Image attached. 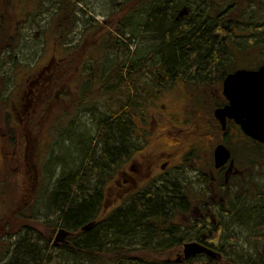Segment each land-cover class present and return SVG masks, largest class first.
<instances>
[{
    "label": "trees",
    "instance_id": "obj_1",
    "mask_svg": "<svg viewBox=\"0 0 264 264\" xmlns=\"http://www.w3.org/2000/svg\"><path fill=\"white\" fill-rule=\"evenodd\" d=\"M121 1V4L135 3L131 5V10H134L137 2L142 0ZM192 2L195 0H158L149 11L145 24L138 27H144L148 34L150 32L151 41L154 42L151 45L152 52L146 57L147 80L143 83L144 90L141 89V74L131 71V67L126 66V59H118L120 42L125 39L131 43L132 37L125 36L127 33L118 29L115 33L110 32L107 37L99 38L102 54H108L100 59L96 53L91 61L96 62L97 70L91 73L93 78L87 79L96 81L100 93L108 97L104 106L106 112L97 123V140L102 147L100 151L94 152L89 146H84L81 149V163L75 171L71 172L63 164L52 193L53 208L59 212L64 228L72 236L68 242L55 247L50 244V237L45 238L42 232L35 231L32 226H24L23 234L6 250L8 253L3 258V264H214V260L205 255L175 260V254L180 251L182 244L186 240H199V228H206L207 223L210 225V231L206 233L210 243H205L212 249L223 250L220 246L221 223L216 224L211 219H199L198 222L195 219L189 228L195 230L194 233L186 235L187 228L183 224V217L192 209L193 197L185 186H178L176 181L166 179L157 183L154 179L148 180L142 187L131 189L124 195L120 199L122 204L107 217L102 214L109 196V183L123 171L124 165L136 153L144 150L142 155L147 157L151 145L156 144L158 151L162 152L160 159L168 158L165 151L172 147L182 154L181 162H185L186 157L195 151L194 140L212 146L215 139L221 137L222 131L212 110L189 115V118L174 116L153 124L152 118H146L143 114L145 108L154 105L164 92L180 83L195 88L200 93L218 90L220 98L224 100L221 95V81L230 66L235 64L234 60L237 62L235 51H252L259 55L264 53V20L256 25L246 19L233 26L235 21L249 13L225 16L213 12H199L193 20L184 16L175 20L177 12ZM42 3L43 0H0V73L3 72L1 67L6 62L4 56L10 57L11 50L22 36L24 26L37 23L31 18L40 12ZM68 4L75 6L74 0H57L50 5L51 18L54 17L56 23L59 20L66 23V17L71 10ZM216 5L211 3L209 6ZM259 12L264 13V6H261ZM70 21L74 25L73 15ZM126 26L132 28L134 25L131 22L126 23ZM64 27L65 25L60 26L59 30ZM127 46L130 45L126 44L125 48ZM71 49L74 51L68 53L62 65L60 64L58 75L49 78V82H55L49 91L50 100L56 88L60 90L62 87V77H66L60 75V72H66L64 63H75L73 57L77 50L74 47ZM109 55L113 59L109 58L108 71L102 72L104 66L100 68L99 65L107 62ZM13 63L17 66V62ZM79 86L80 84L73 83L71 90L79 91ZM77 99L74 101L75 105L77 103L82 107L83 99ZM110 101L115 111L110 112ZM26 115L25 111V120ZM145 139H148L150 147H146V143L143 146ZM9 165L11 163L0 156L1 174L10 179L8 183L13 184L16 175L10 171ZM124 180L130 182L128 179ZM0 183V187H6L3 182ZM247 188L244 189L256 199V208L250 213L256 215L253 219L254 225L264 228V188L258 189L256 193ZM119 196H116L117 200ZM250 196H243L242 199L248 201ZM14 197L0 188L2 202L12 203ZM237 200L240 203L241 199ZM28 208H20L16 216H11L10 213V219L3 221L4 224L1 222V225L28 223L29 215L24 214ZM241 209L236 208V212H242L241 216L244 218L250 215L244 212L245 209ZM90 221H95L94 226L87 231H81V226ZM255 236L261 238L264 234ZM49 246L56 249L57 253L48 252ZM255 249L256 252L252 254L241 253V261L233 259L229 262L225 259L222 263L264 264V245H257Z\"/></svg>",
    "mask_w": 264,
    "mask_h": 264
},
{
    "label": "rangeland",
    "instance_id": "obj_2",
    "mask_svg": "<svg viewBox=\"0 0 264 264\" xmlns=\"http://www.w3.org/2000/svg\"><path fill=\"white\" fill-rule=\"evenodd\" d=\"M56 1L43 0L40 12L31 18L37 23H28L24 26L17 45L11 50L9 58L7 55L4 56L6 62L1 67L3 72L0 73V156L2 158L5 153L16 152V155L20 156V164L19 166L16 163L9 165L10 171L16 175H13V184L8 183L10 180L8 177H3L0 168V182L6 186L0 188L3 189V192L5 190L8 194L15 196L12 203L2 202L0 198V230L3 231H0V264L5 262L3 258L7 256L6 250L12 247L11 243L23 234L24 226H32L35 231L42 232L41 234L45 238L50 237V244H52L57 230L64 227L59 212L54 210L52 205V193L57 178L62 172L63 164L71 172L75 171L81 163V149L84 146H89L94 152L100 151L102 147V144L97 140V123L98 119L103 117V113L106 112L104 106L108 97L100 93L97 82L92 79L83 80L82 88L85 90L83 92L81 90L73 91L70 87L71 94L66 106H62L61 92L56 88L53 95L56 92L58 95L43 111L44 117H36L37 124L33 129H30L27 119L25 120V111H28L27 118L32 110V106L28 105V102L32 97L31 91L36 85L35 80L40 79V76L46 78L57 76L58 68L64 62V58L68 53L74 51L71 47H74L77 52L73 57L74 64L65 65L64 63L63 65L66 70L64 76L67 78V85L72 86L73 83L79 81L75 77L79 72H88L89 74H84V76H89L97 70L96 62L91 61L96 53L100 59L108 54H102L103 49L98 44L99 38L107 37L110 32L115 33L118 29L124 30L127 33L125 36L132 37L131 43L125 39L120 42L118 59H126V66L131 67V71H138L141 74L142 90H144L143 83L147 80L145 62L147 55L152 52L151 45L154 42L151 41L150 32L149 35L143 29L144 27L140 29L138 27L145 24L149 11L158 0L138 1L134 10H131V5L135 3L121 4V0H74L75 6L68 4L71 10L64 24L61 20L56 23L55 18H51L50 5ZM197 5L198 0L188 5L194 12V16H189L188 19L193 20L196 17L195 8ZM72 15L74 25L70 24ZM253 16L257 18L256 22L264 20V13L255 12ZM131 22L134 26L128 28L126 23ZM63 25L65 27L59 30V27ZM126 44L130 46L125 48ZM235 53L237 62L232 58L235 64L229 69L245 66L255 68L264 62V53L263 55L252 51H242L241 53L239 50H236ZM123 56L125 57L123 58ZM109 58L113 59V56L109 55L106 58L107 62L99 65L100 68L102 65L104 66L102 72L108 71ZM13 62H17V66ZM78 76L80 77V75ZM69 81L71 82L69 83ZM91 81L93 82L91 83ZM1 83H3L2 87ZM77 98L83 99L82 107L77 103L75 105L74 101ZM108 103L111 104L110 112L115 111L113 103L111 101ZM222 103L218 90L212 92L207 90L206 93H200L199 90L180 83L164 92L154 105L151 104L152 106L149 108H143V114L146 118L151 117L152 123L156 124L174 116L189 118V115L207 113L212 107L214 108L215 104ZM230 129L228 132L233 133L234 131ZM147 140L145 139V142L143 140V146L145 143L146 147L149 146ZM222 142L232 149L234 159L239 162L240 169L247 172L243 176L232 178L226 189L217 188L212 184L211 175L214 173L212 152L216 142H213L211 146L208 143L194 140L195 148L193 145L192 147L195 151L186 157L185 162H181L182 154L172 147H168L165 151V156L168 158L160 159L162 152H159L154 144L149 146L151 149L147 157L143 156L144 150L142 153H136L124 165L123 171L109 183V196L106 207L103 209V217H107L115 208L119 207L122 204L120 199L127 195L131 189L142 187L148 180L154 179L157 183L166 179L176 181L178 186H185L190 196L193 197L192 209L183 217V224H186L187 228L186 235L193 234L195 231L189 229L192 221L198 220L201 214L206 213L208 216L205 220L211 219L216 224L221 223L220 242L227 245L224 259L229 262H232L233 259L241 261L239 258L241 253L256 252L257 245H264V236L259 238L255 235L264 234V228H257L254 225L253 219L256 215L250 213H253L252 209L256 208V199L254 195L248 194V190L244 189L247 187L240 185V182L252 179L247 188L252 193L264 188V145L256 150L253 148L255 144L245 136L235 138L234 134L226 135ZM30 151L33 152L38 168L37 179L39 182L34 185V189L30 185L32 174L29 173L27 162L24 164L23 159V154H28ZM15 158L18 159V157ZM163 163H165L164 167H162ZM29 164H32L31 161ZM131 168H133L132 172ZM124 179L130 180V182ZM251 187L254 188L250 189ZM248 195H251L247 199L248 201L242 199L243 196ZM116 196H119L118 200ZM237 199H241L240 203ZM24 207H29L24 213L29 215L28 223L1 225V222L4 224L3 221L10 219V213H12L11 216H16V212ZM239 207L242 208L241 210L245 209L244 212L250 214V217L244 218L241 216L242 212H236V208L238 210ZM199 231L209 233V223L206 224V228H199ZM216 233H219L220 236V232ZM68 241L69 238L65 242ZM207 241L210 243L209 240ZM51 246H49L48 252L56 254L57 250ZM181 250L182 248L179 252ZM221 264L223 263L221 262Z\"/></svg>",
    "mask_w": 264,
    "mask_h": 264
},
{
    "label": "flooded vegetation",
    "instance_id": "obj_3",
    "mask_svg": "<svg viewBox=\"0 0 264 264\" xmlns=\"http://www.w3.org/2000/svg\"><path fill=\"white\" fill-rule=\"evenodd\" d=\"M197 1V0H195ZM217 4L214 7L209 6L210 4ZM261 6H264V0H198V5L195 8V15H197L199 12H213V13H217L219 15L225 14V16H227V14H231V15H236L238 13H240L241 15L244 14L246 15L247 13H249L248 15H246L245 17H240L236 22L235 25L236 26L239 22H241L242 20H250L252 23L254 22L256 25H258V22H256V17L253 16V14H255V12L260 13V8ZM183 10V11H182ZM181 12L184 13V17H189V16H194V12L190 9V7H186L183 6L182 7ZM182 16V18H183ZM175 20H178L180 18L179 13L177 12L176 16L174 17ZM193 19V18H192ZM232 20H234L233 17H231ZM253 23V24H254ZM232 26V24L230 25ZM254 31V30H253ZM256 34L258 33V31H254ZM66 73L64 72H60V75H65ZM84 74H89L88 72H79L76 74V78L79 79V81H77L78 84H80L79 86V90H81V92L85 91L83 87V80L81 81L80 78H83ZM80 75V77L78 76ZM225 75V74H224ZM93 78V76H91V74L89 76H86ZM40 79H37V81L35 80V86L34 89L31 91L32 97L30 98L28 105H31L32 110L29 112V117H27V124L30 126V129H33L37 124V122L35 121L36 117H40L45 115L43 113V111L46 109V107L51 103V101L53 100L54 97H52L50 100L49 97V91L52 89V86L55 85V82L51 81L49 82V78L47 77H39ZM61 79V78H60ZM61 82V88H60V92H61V96H60V100L62 102V106H66L68 101H69V97H70V85H67V78H63L60 81ZM71 81H69L70 83ZM92 83V81H91ZM52 84V85H51ZM58 93L56 92L55 96H57ZM55 99V98H54ZM226 103V102H225ZM224 101L222 104L215 106L216 107H220L222 105L225 104ZM46 106L44 107L43 105ZM42 108V109H41ZM28 113V111H27ZM44 117V116H43ZM38 121L40 122V119H38ZM226 126H227V131L226 133H222L221 134V138H224L226 135L231 136L232 134H234L235 138H239V136L243 137V134L239 128V126L235 123L234 120L232 119H227L226 122ZM231 128V129H230ZM228 129L233 130V133H230V131L228 132ZM258 144V143H257ZM254 145V144H253ZM229 147V146H228ZM230 152H231V161H228L224 166L218 168V169H213L214 173L212 175V180H213V185L215 187H225V189L227 188L229 181L232 178H237L240 176H243L245 173V171H242L239 167V162H237L234 159L233 156V152L232 149L229 147ZM15 157H18L15 158ZM20 156L16 155V152H12V153H5L4 156L2 158L5 159V161H7L8 163H11V165L13 163H16L17 166H19L20 164ZM16 159V160H14ZM23 159H24V164L27 162L28 165V171L30 174H32L31 177V186L33 187V189L35 188V184L38 183V179H37V164L35 163L34 157H33V152H29L28 154H23ZM31 161L32 164H29V162ZM250 169V168H249ZM246 170V169H245ZM248 171V170H247ZM218 174V175H217ZM221 178H223V182L221 181ZM224 184V186H223ZM208 216V214H201L200 218L201 220H205L206 217ZM198 219V222L200 221ZM197 238V236H196ZM207 236L206 233H201V236L199 238V240H194L197 241L199 243H201L202 245L207 246V244L205 243L207 241ZM208 247V246H207ZM215 250V249H214ZM217 252H219L221 254V260L219 261V263H216V258H212L214 261V264H220L222 261H224V255H226L225 250H215ZM176 254H178L176 252ZM204 255V254H202ZM206 256V255H205Z\"/></svg>",
    "mask_w": 264,
    "mask_h": 264
},
{
    "label": "water",
    "instance_id": "obj_4",
    "mask_svg": "<svg viewBox=\"0 0 264 264\" xmlns=\"http://www.w3.org/2000/svg\"><path fill=\"white\" fill-rule=\"evenodd\" d=\"M183 12L180 13L182 15ZM222 92L228 103L214 110L215 118L220 122L222 130L226 128V119H234L242 131L260 143H264V64L255 70L238 69L227 74L223 79ZM216 168L223 166L230 158V151L224 144H218L213 152ZM164 167V164L163 166ZM94 225L89 222L81 227L87 231ZM69 231L59 228L53 245L58 246L69 236ZM199 254H206L219 259L220 254L196 241L183 244L182 256L189 259Z\"/></svg>",
    "mask_w": 264,
    "mask_h": 264
},
{
    "label": "bare ground",
    "instance_id": "obj_5",
    "mask_svg": "<svg viewBox=\"0 0 264 264\" xmlns=\"http://www.w3.org/2000/svg\"><path fill=\"white\" fill-rule=\"evenodd\" d=\"M220 244H221V242H220ZM220 246H221V249L225 250V252H226L227 245L221 244Z\"/></svg>",
    "mask_w": 264,
    "mask_h": 264
}]
</instances>
